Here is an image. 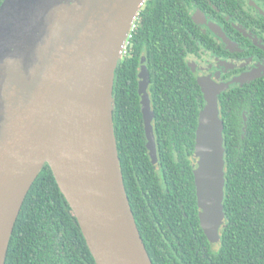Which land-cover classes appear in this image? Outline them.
Returning a JSON list of instances; mask_svg holds the SVG:
<instances>
[{"label": "trees", "instance_id": "1", "mask_svg": "<svg viewBox=\"0 0 264 264\" xmlns=\"http://www.w3.org/2000/svg\"><path fill=\"white\" fill-rule=\"evenodd\" d=\"M248 2L145 0L118 59L113 129L125 191L152 264H264V73L218 98L225 162V219L218 242L200 226L191 161L204 99L190 61L204 64L208 54L264 59V51L236 27L264 37V16ZM196 11L221 25L223 36L243 50L220 45L197 22ZM142 59L150 81L155 164L138 95ZM4 264H96L46 162L19 209Z\"/></svg>", "mask_w": 264, "mask_h": 264}, {"label": "water", "instance_id": "2", "mask_svg": "<svg viewBox=\"0 0 264 264\" xmlns=\"http://www.w3.org/2000/svg\"><path fill=\"white\" fill-rule=\"evenodd\" d=\"M145 0H3L0 4V192L13 170L48 127L62 123L79 103L99 101L106 118L100 156L111 193L113 226L103 229L70 194L65 192L47 160L20 191L16 210L3 240L4 264L10 235L25 195L46 162L72 209L96 264H133V247H140L145 264H152L137 228L123 184L113 129V78L134 17ZM196 20L218 35L222 31L200 12ZM244 71L223 84L197 76L204 105L199 111L191 155L200 226L211 241H219L224 222V145L219 95L257 76ZM145 60L138 70V95L146 147L157 163L153 111L148 94ZM64 114V115H63Z\"/></svg>", "mask_w": 264, "mask_h": 264}, {"label": "bare ground", "instance_id": "3", "mask_svg": "<svg viewBox=\"0 0 264 264\" xmlns=\"http://www.w3.org/2000/svg\"><path fill=\"white\" fill-rule=\"evenodd\" d=\"M4 34L0 32V44ZM79 105L70 109L73 113L63 114L65 122L46 129L4 184L0 192V255L19 193L42 160L50 162L62 189L89 211L103 229L110 230L113 226L112 197L106 190L109 182L103 176L106 165L100 156L104 153L105 112L99 101ZM133 252L136 258L133 264H145L136 244Z\"/></svg>", "mask_w": 264, "mask_h": 264}, {"label": "rangeland", "instance_id": "4", "mask_svg": "<svg viewBox=\"0 0 264 264\" xmlns=\"http://www.w3.org/2000/svg\"><path fill=\"white\" fill-rule=\"evenodd\" d=\"M244 34L248 35L249 38L256 42H260L257 37L251 33H248L243 27L237 26ZM224 38V45L228 47H234V43L230 40ZM223 40V39H222ZM264 46V44H263ZM208 54V53H207ZM253 60H245V59H238V60H229L224 58H219L215 55L208 54V59L204 64L199 63L198 61H190V66L193 68L195 74L197 76H202L206 78L213 84H223L225 82L224 75L228 72H233L234 70L240 68H247L250 65H253Z\"/></svg>", "mask_w": 264, "mask_h": 264}, {"label": "flooded vegetation", "instance_id": "5", "mask_svg": "<svg viewBox=\"0 0 264 264\" xmlns=\"http://www.w3.org/2000/svg\"><path fill=\"white\" fill-rule=\"evenodd\" d=\"M248 3H250V5L257 11V12H259L262 16H264V5L263 4H260L259 2H257V1H255V0H249V2ZM197 12V11H196ZM195 12V13H196ZM206 17V16H205ZM196 18V17H195ZM206 19L208 20V21H210L207 17H206ZM198 22V21H197ZM211 22V21H210ZM200 25H201V27L203 28V30H208L210 33H212V34H214V37L216 38V40L218 41V43L220 44V45H222V46H224V47H226L227 49H229L231 52H235V51H240V50H243L242 49V47H240L239 46V44H237V43H235V42H233V41H231L232 43H234L233 45H234V47H228V46H226V45H224V38L222 37V35H223V30H222V28H221V25H219V24H217V25H219V27H220V29H221V31H222V35H218L217 33H214V32H212L211 30H209L208 28H207V26H206V24H204V23H200V22H198ZM237 26H241V25H236V27ZM241 27H243V26H241ZM238 28V27H237ZM244 29L248 32V33H251V34H253V35H255L256 37H257V39L260 41V42H256V41H254V40H252L251 38H249L248 37V35H246V34H244L240 29H238V30H240L241 31V33L244 35V36H246V37H248L249 38V40H251V42L254 44V45H256V46H258L260 49H262L263 51H264V46H263V44H264V37H262V35H260L259 33H257V32H253V31H248L245 27H244ZM223 39V40H222ZM216 56V55H215ZM218 57V56H217ZM219 58H224V59H229V60H238V59H245V60H250V61H254L253 62V65H250L249 67H247L246 69L245 68H240V69H237V71L236 72H234V73H231V75L230 76H228V77H226L225 75L226 74H228V73H230V72H228V73H226L225 75H224V79H225V81H227V80H229V79H231L233 76H235V75H238V74H240V73H242V72H244V71H249V70H251V69H253V68H258L257 69V76L258 75H260V74H262V73H264V59H258L257 58V56H253V55H249V56H245V57H241V58H227V57H219ZM192 68V67H191ZM192 70H193V68H192ZM194 71V70H193ZM235 71V70H234ZM196 75V74H195ZM196 77H197V75H196Z\"/></svg>", "mask_w": 264, "mask_h": 264}, {"label": "built area", "instance_id": "6", "mask_svg": "<svg viewBox=\"0 0 264 264\" xmlns=\"http://www.w3.org/2000/svg\"><path fill=\"white\" fill-rule=\"evenodd\" d=\"M137 16H138V14L134 17V19H133V22H132V24H131V28H130V32H129V34H128V37H127V39H126V41H125V43H124V46H123V50H122V53H124L125 52V50H126V47H127V45L129 44V38H130V34H131V31L135 28V21H136V19H137Z\"/></svg>", "mask_w": 264, "mask_h": 264}]
</instances>
